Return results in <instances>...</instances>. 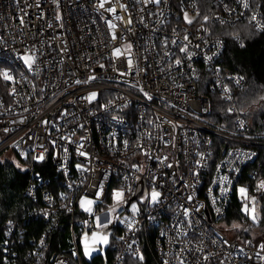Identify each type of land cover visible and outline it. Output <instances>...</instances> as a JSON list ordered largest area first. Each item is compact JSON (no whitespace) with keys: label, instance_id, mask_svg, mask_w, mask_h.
Here are the masks:
<instances>
[{"label":"built area","instance_id":"1","mask_svg":"<svg viewBox=\"0 0 264 264\" xmlns=\"http://www.w3.org/2000/svg\"><path fill=\"white\" fill-rule=\"evenodd\" d=\"M241 23L264 32V17L252 0H0V155L17 153L25 163L24 195L33 203L27 218L45 224L41 237L28 241L25 264H85L81 237L96 229L79 201L91 197L107 173L106 191L123 187L128 201L133 193L151 192L153 183L157 193L163 186L160 203L140 205L138 221L110 198L94 205L101 225L118 208L121 219L129 215L134 222L132 232L110 225L113 259L107 264L136 259L137 247L144 254L150 241L157 264H264L260 245L222 230L235 195L220 203L215 193L219 216L209 197L216 165L223 162L228 164L221 171L238 185L251 188L264 180L253 166L264 134L254 132L237 109L236 92L246 81L225 69L227 40L209 28ZM215 92L236 117L232 128L208 122ZM46 150L70 157L69 177L56 171L54 155L45 161L52 162L50 174L45 162H34ZM65 183L72 188L65 190ZM45 193L53 195V204ZM180 205L192 209L190 223ZM178 219L183 223L173 227ZM24 229L19 221L8 227L5 264H16L15 245H25ZM62 230L70 232L67 248L48 258Z\"/></svg>","mask_w":264,"mask_h":264},{"label":"trees","instance_id":"2","mask_svg":"<svg viewBox=\"0 0 264 264\" xmlns=\"http://www.w3.org/2000/svg\"><path fill=\"white\" fill-rule=\"evenodd\" d=\"M252 3L253 6L260 9L264 17V0H252ZM209 28H211L213 35L227 40L224 58L225 69L242 76L246 81L245 87L236 92L239 114L254 132L264 134V32L256 31L249 23H241L233 27L210 24ZM211 100L213 110L208 117V122L217 127L232 128L236 123V117L230 113L229 106L223 100V97L215 92L211 95ZM13 158L18 160V165L13 162ZM25 166L17 153L10 157L0 155V264H5L3 250L7 230L10 226L9 221L11 223L19 221L25 227V245H15L18 256L16 264H25L27 251L30 250V248L28 249V241L39 239L45 228L43 222H36L27 218L31 209H33V203L24 195V189L29 182V174L22 171ZM253 166L258 170V178L264 179V148L260 150L259 158ZM52 168L53 165L50 160L43 165V170L49 174ZM255 207L261 214V209L264 207V197L256 201ZM222 223V230L225 234L231 231L234 223L239 225L250 223L252 226L241 236L245 239L243 241H249L257 245L264 242V221H261V215L257 221H252L249 216L242 215L240 203L236 197L229 215ZM257 233L261 235L256 237ZM69 238L70 232L68 231L62 230L55 233L53 246L47 252V257L49 258L50 255L53 256L62 249H66ZM152 246L153 241H150V245L143 246L144 264H157ZM112 254L113 252L110 249L107 252L109 263L113 259ZM42 264H45V261ZM85 264H104V260L97 257L92 263L85 261ZM122 264H141V262L138 259L127 257Z\"/></svg>","mask_w":264,"mask_h":264},{"label":"snow or ice","instance_id":"3","mask_svg":"<svg viewBox=\"0 0 264 264\" xmlns=\"http://www.w3.org/2000/svg\"><path fill=\"white\" fill-rule=\"evenodd\" d=\"M207 59L211 60V57H207ZM180 66L181 65L178 64V67ZM218 67L219 66H217V68ZM45 126H46V122H45ZM69 143H71V141H69ZM52 144L54 148L55 141H53ZM64 151L67 152L68 149H64ZM49 155H54V158L58 161L56 171L65 177H69L70 176V164H71L70 157L68 158V160H64L61 158V154L59 152H55L54 154H51L47 152L46 150L41 155L34 157L33 158L34 162H36L37 164L44 163L49 158ZM200 155L203 156V154H200ZM82 157L88 158V153L86 152L83 153ZM21 158L27 159V153L22 154ZM227 164L228 162H223L222 164L216 165L217 176L211 182L214 185V187L209 188L210 203L213 207V211L218 216L221 215V210L219 206L217 205L216 194H215L218 191L219 196H220V203H224L225 196H228L229 193H231L232 195H235L236 198H238L242 215H245V216L249 215V212H248L249 207H252V215H254L255 213L254 205L256 201L259 199V197L264 195V180L256 181L251 188L245 187L243 185H238L231 179V176L229 174H225L224 172L221 171V169H223ZM168 166L173 167V165L171 164H169ZM74 167L77 171H79L81 170L82 166L81 164L76 163ZM135 167H138V165L134 166V168ZM198 167H203V165H200L198 162ZM22 171L27 172V169H22ZM228 171L229 173H231L232 171H235L236 175L237 176L239 175L238 169L229 168ZM194 174L196 176L200 175L199 171H196ZM35 175L39 177L40 174L36 173ZM110 176H111V173L103 174L102 175L103 182L98 183L97 189L92 194V196L89 197L85 195L84 197L81 198V201H79V208L82 210V212L87 213L91 217V219L94 220L95 222L96 230L91 231L90 235L87 232H84L81 237V241H80L82 245L83 255L88 259H92V254L94 252H103L104 249L107 246H109L111 232L106 231V230L109 229L110 225H113V224L123 225L126 228V230L129 232H132L134 228V222L130 219L129 215H125L123 219L120 218L119 212L121 211V209L119 208L115 210L114 214H110L111 218L109 222L101 225L99 217L95 215L94 205H97L102 200H106L110 198L113 204H123V210L125 212L131 213L132 215L136 216L137 221H138L139 215L141 214V211H140L141 204L148 202L152 205H155V204L160 203V201L163 198V193H162L163 186L160 185V192L157 193V185L153 183V185L151 186V192L148 189H145L141 193H133L132 195L135 197V199L128 201L125 199L127 193L125 192L123 187L112 189L111 192L106 191L104 181L105 180L110 181ZM124 179H127V177L125 176ZM156 179L158 180L159 177H156ZM34 187L35 186H33V188ZM63 187L65 190L72 188L71 183H65ZM128 192H131V185H128ZM253 192H256L255 196L252 195ZM30 194L35 195V193H32V192H30ZM153 194H158L160 196V199H150V197ZM57 195L59 196L61 201H64L66 199L65 191L58 192ZM44 199L50 205L54 203V197L51 194L45 193ZM85 201L87 202V205L83 203ZM192 202H193V198L191 196L186 198L187 204H191ZM65 207L68 211H71V208H68L67 205H65ZM179 207H180L181 212L187 217L190 223L191 216L193 214L192 209L186 207L185 205H180ZM200 207L201 206L196 207L195 209L196 213H199ZM224 211L226 212V209ZM42 215L45 219H49L51 214L48 211H43ZM260 215H261V221H264V207H262ZM52 222H54V220ZM181 223H183V221H180L178 219L177 224L173 225V227H178V225H180ZM9 225L11 226V221H9ZM10 231L11 230L9 229V232ZM163 235L164 234L161 233V236ZM184 235L187 236V233H185ZM5 243H7V241ZM136 243L137 242L135 240L132 241V244H136ZM132 244H129V249H130L131 254H132L131 252ZM40 246L41 247L43 246V240H41ZM260 247L264 249V243H262ZM137 252H138V256L134 255V257L136 259H139L141 264H144L145 257H144L143 252L139 249V247H137ZM205 259L207 260V257H205ZM162 264H165V262L162 261Z\"/></svg>","mask_w":264,"mask_h":264},{"label":"rangeland","instance_id":"4","mask_svg":"<svg viewBox=\"0 0 264 264\" xmlns=\"http://www.w3.org/2000/svg\"><path fill=\"white\" fill-rule=\"evenodd\" d=\"M13 162L15 163V164H19V162H18V160L16 159V158H13ZM256 205V204H255ZM255 208V213H254V215H252V210L249 212V217H250V219L252 220V221H257L258 220V218H259V216H260V212H259V210L258 209H256V207H254ZM252 225L249 223V224H237V223H234L233 224V226H232V228H231V231L230 232H228L226 235H227V237H230V238H235V239H239V240H243L244 238L243 237H241L242 236V234L249 228V227H251ZM225 233V232H224ZM259 235H261L260 233H257L256 234V237L257 236H259ZM245 240V239H244ZM252 240H254L253 238H252ZM262 243H264V242H260V243H258L259 245H261Z\"/></svg>","mask_w":264,"mask_h":264},{"label":"water","instance_id":"5","mask_svg":"<svg viewBox=\"0 0 264 264\" xmlns=\"http://www.w3.org/2000/svg\"><path fill=\"white\" fill-rule=\"evenodd\" d=\"M106 231H110V232H111V235H110V240H111V237H112V234H113V227H109V229L106 230ZM110 243H111V241H110ZM109 246H110V244H109ZM109 246H107V247L104 249L103 252H94V253L92 254V259H88V258L85 257L87 263H92V261H93L95 258H97V257H102V258L105 259V264H107V251H108ZM83 256H84V255H83Z\"/></svg>","mask_w":264,"mask_h":264}]
</instances>
